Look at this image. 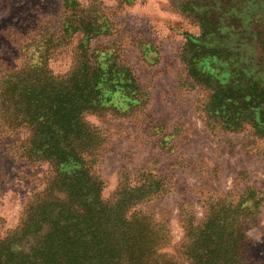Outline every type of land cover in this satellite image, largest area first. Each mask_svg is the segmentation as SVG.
Returning a JSON list of instances; mask_svg holds the SVG:
<instances>
[{
  "label": "trees",
  "instance_id": "obj_1",
  "mask_svg": "<svg viewBox=\"0 0 264 264\" xmlns=\"http://www.w3.org/2000/svg\"><path fill=\"white\" fill-rule=\"evenodd\" d=\"M181 9L199 30L186 36L182 64L202 93L204 125L264 143V0H183ZM76 32L82 39L66 74L38 62L0 80V139L25 132L8 152L48 168L17 226L0 234V264H247L246 231L257 219L247 204L252 191L208 206L177 249L164 226L138 209L166 193L156 177L102 196L93 168L105 136L86 118L134 112L142 88L127 65L89 48L93 30L68 19L64 33Z\"/></svg>",
  "mask_w": 264,
  "mask_h": 264
},
{
  "label": "rangeland",
  "instance_id": "obj_2",
  "mask_svg": "<svg viewBox=\"0 0 264 264\" xmlns=\"http://www.w3.org/2000/svg\"><path fill=\"white\" fill-rule=\"evenodd\" d=\"M182 4L0 0V80L38 62L53 75L66 74L82 34L67 35L64 26L68 19L83 21L96 33L89 40L95 55L127 65L142 88L134 112L86 118L105 136L93 168L102 196L110 199L118 184L156 177L166 193L138 209L164 226L170 247L177 249L184 228L200 222L208 206L222 198L235 202L252 191L247 204L257 219L246 231L249 242L242 253L247 264H264V143L248 132H210L204 125L202 93L191 87L182 64L186 36L199 30ZM24 135L0 139V234L17 226L25 199L41 188L48 169L8 152Z\"/></svg>",
  "mask_w": 264,
  "mask_h": 264
}]
</instances>
